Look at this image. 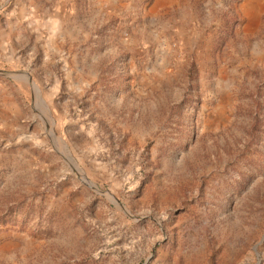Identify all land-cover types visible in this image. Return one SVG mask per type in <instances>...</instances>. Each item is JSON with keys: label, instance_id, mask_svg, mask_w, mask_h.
I'll return each instance as SVG.
<instances>
[{"label": "rangeland", "instance_id": "374dc122", "mask_svg": "<svg viewBox=\"0 0 264 264\" xmlns=\"http://www.w3.org/2000/svg\"><path fill=\"white\" fill-rule=\"evenodd\" d=\"M246 1L0 0V264H264Z\"/></svg>", "mask_w": 264, "mask_h": 264}, {"label": "bare ground", "instance_id": "6f19581e", "mask_svg": "<svg viewBox=\"0 0 264 264\" xmlns=\"http://www.w3.org/2000/svg\"><path fill=\"white\" fill-rule=\"evenodd\" d=\"M254 1H256L255 2L256 4L257 3L258 4L260 3V0H247L246 3L243 5V11H244V13L247 14L249 12V8H251V5H253L252 3H254ZM257 7H258V5H257Z\"/></svg>", "mask_w": 264, "mask_h": 264}]
</instances>
